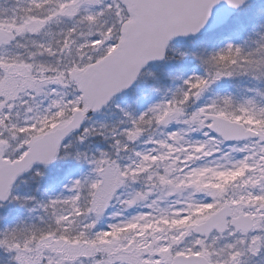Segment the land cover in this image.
Here are the masks:
<instances>
[{"label":"rangeland","instance_id":"1","mask_svg":"<svg viewBox=\"0 0 264 264\" xmlns=\"http://www.w3.org/2000/svg\"><path fill=\"white\" fill-rule=\"evenodd\" d=\"M263 5L264 0L259 2L260 13ZM252 8H242L216 34L227 35ZM126 17L118 0H0V27L13 30L18 38L0 49L4 157L20 158L31 138L68 119L80 107L81 95L69 82V74L110 51ZM180 47L175 43L170 51L181 53ZM240 53L235 55L238 59L257 62L250 65L252 74L260 73L264 79V37L260 46ZM256 74V80L249 79L252 85L264 81ZM261 87L234 105L227 97L218 103V114L260 132L259 139L242 143L224 142L206 130L203 119L183 123L159 103H152L153 112L140 120L144 116L138 115L134 93L115 99L104 110L109 118L94 116L86 129L107 138L116 136L121 173L115 163L106 162L109 155L104 154L97 165L102 174L96 195L83 214L66 187L51 188L52 200L71 203L66 215L76 249L71 254L72 247L64 245V249L61 240L44 239L40 261L21 263L42 264L44 259L53 260L50 264H100L90 249L102 246L114 254V264H170L177 253H202L214 264H264V82ZM201 107L210 111L204 102ZM140 126L142 131H138ZM79 148L73 135L56 167L34 168L19 180L11 201L0 204L2 262L11 260L19 244L26 245L24 225L35 213L18 201H29L34 183L43 175L78 160ZM132 183H139L142 192L134 190ZM225 203L232 206L234 215L252 216L253 229L237 233L230 227L226 233L206 238L192 233L198 222Z\"/></svg>","mask_w":264,"mask_h":264},{"label":"trees","instance_id":"2","mask_svg":"<svg viewBox=\"0 0 264 264\" xmlns=\"http://www.w3.org/2000/svg\"><path fill=\"white\" fill-rule=\"evenodd\" d=\"M252 6L247 17L239 19L227 35H217L216 32H212L194 40L177 42L176 44L181 46V53L169 52L164 63L153 64L150 66L149 74L143 73L135 89L125 95L129 96L133 93L137 95L139 100L137 112L138 115L144 116L139 117L140 120L141 118L144 120L153 112L152 103H159L165 105L175 117L182 118L183 123L186 121L192 123L194 119L201 121L200 111L203 102L210 111L218 112L220 111L218 103L224 102L225 97L234 105L238 101H244L246 97L251 96V93L263 90L261 84L264 81L252 85L253 81L249 80H256V73L252 74L250 66L253 62L248 58L238 59L235 56L241 55L242 50H251L260 46L264 37V11L259 12L261 11L258 7L259 2ZM254 63L257 62L254 61ZM246 71L250 73L246 74ZM256 75L258 79H262L260 73ZM227 93H231V96H225ZM80 106L83 107L84 103L81 102ZM229 112L230 110L228 114ZM98 115L106 118L110 116L109 113L103 112L93 117ZM142 129L144 127L140 126L138 131ZM75 135L80 145V158L66 163L62 170L56 169L55 172L43 175L40 181L34 183L35 190L32 189L27 199L29 201H18L26 211L32 208L35 212L31 216V221L27 220L24 225L23 238L26 245L21 243L22 245L19 244L13 249L11 258L13 261L0 260V264H18L19 262L22 264L21 262L28 259L40 261V257L44 256V239L61 240L63 247L64 245L72 247L70 250L72 254L73 249H76L75 234L71 229L72 226L67 223L69 219L66 215L71 203L63 199L52 200L51 188L55 190L57 187H66L65 192H72L76 199L75 204L80 214H83L96 195L102 174L97 165L104 154L109 155L106 162L115 163L118 172L121 173L117 164L119 147L115 135L107 138L104 134L91 132L86 128ZM90 136H92L91 139ZM54 166L56 167L57 164ZM132 187L142 192L139 183H132ZM19 226H23V222ZM90 251L101 261L100 264L115 263L112 261L114 254L107 247L94 246ZM16 259L19 260L18 263ZM52 261L41 259L42 264H50L53 263ZM57 264L60 262L58 261Z\"/></svg>","mask_w":264,"mask_h":264},{"label":"water","instance_id":"3","mask_svg":"<svg viewBox=\"0 0 264 264\" xmlns=\"http://www.w3.org/2000/svg\"><path fill=\"white\" fill-rule=\"evenodd\" d=\"M131 18L123 23L117 46L84 69H75L70 78L78 84L86 106L75 109L70 119L31 138L27 151L14 160L4 158L0 142V202L8 203L19 177L36 165L53 164L65 140L84 128L86 120L102 111L114 97L130 91L141 72L153 62H163L174 40H187L223 25L240 7L256 0H119ZM13 31L0 28V48L14 42ZM208 129L227 141L241 142L259 137L253 129L229 118L201 113ZM232 209L225 204L192 232L206 237L213 232H226ZM236 231H250L254 226L249 214L231 219ZM170 264H213L201 254H176Z\"/></svg>","mask_w":264,"mask_h":264}]
</instances>
